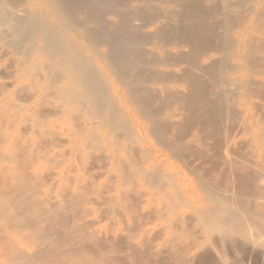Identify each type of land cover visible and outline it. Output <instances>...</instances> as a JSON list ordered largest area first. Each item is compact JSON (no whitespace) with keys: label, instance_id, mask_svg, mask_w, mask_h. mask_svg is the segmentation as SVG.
<instances>
[{"label":"bare ground","instance_id":"obj_1","mask_svg":"<svg viewBox=\"0 0 264 264\" xmlns=\"http://www.w3.org/2000/svg\"><path fill=\"white\" fill-rule=\"evenodd\" d=\"M83 114L74 126L88 156L76 148L67 174L37 171L57 161L48 159L62 143L53 123ZM139 118L188 169L216 161L237 186L203 183L207 205L196 207L179 175L141 150ZM16 127L21 138L7 148ZM31 131L48 139L33 148ZM238 148H264V0H0V264H158L168 227L150 225L166 219L205 239L238 224L264 229L263 175ZM111 165L118 175L99 185Z\"/></svg>","mask_w":264,"mask_h":264},{"label":"rangeland","instance_id":"obj_2","mask_svg":"<svg viewBox=\"0 0 264 264\" xmlns=\"http://www.w3.org/2000/svg\"><path fill=\"white\" fill-rule=\"evenodd\" d=\"M235 31H234V34H236L235 36H237L238 32H237V30H235ZM11 80L13 81V79H11ZM5 81L7 82V79ZM10 81L8 79V82L12 83ZM14 82H15V79H14ZM23 82L24 81L17 82V84L14 83V85H16L15 87H18L17 85L20 83V85L21 84L22 85L21 86L19 85V87H22V86L27 85L29 81H27V83L26 82L23 83ZM15 87H14V89H13V87L11 88V92L12 93L14 92L13 90H15ZM19 87L16 88L17 89V90H15L16 93H17ZM185 87H186V85H185ZM118 92H120V90ZM13 95H14V97L16 96L15 94H13ZM119 96L121 98V101H123L122 102V106L126 105L127 107L126 106L125 107L129 110L130 105H128V103H126L127 101H125V98L123 97V95L119 94ZM16 99H14V101ZM15 103H18V101H15ZM175 108H176V106H172V109L170 108V110H175ZM75 111H77L78 115L80 113L79 117L82 115L80 110H75ZM75 111H72V114L69 111L70 113H67V114L72 115V118L75 115L77 117L78 115L75 114L76 113ZM133 112L134 111H133V109L131 107L130 110H129V115L131 117H135L136 116L135 113L133 115ZM182 113L183 112H181V113L179 112V114H181V115H182ZM73 114H75V115L73 116ZM69 116H67V118L64 117L63 119H61L59 121H55L53 123L54 125H52V127H54V129L58 130V135H59L60 142H62L63 144L65 143L64 145L61 143V146H59V144H58V145L49 147V148H53L52 151L56 148L53 152H54V154L55 153H57V154L54 156V154L51 151V153L53 155L50 153V155H48V159L49 160L57 159V161L56 160L52 161L53 162L52 164L48 163V162H45V164L39 162V163H37V168H36L37 171H42L41 169L47 168L48 167L47 165H50L49 168L51 166L54 167V166L58 165V166H56V170H54V171H52V170L55 169V168H51V172H54V173L62 172L64 174H67V170L66 169H68L69 165L78 164V162L76 163V160H75V158L77 157V156H75L76 153H77V155H79L80 152L82 153V150H86V151H83V152H85L84 153L85 155L83 157L85 158V157L88 156L87 153H89V152L87 151V148H86V147H88V145H87L88 142H87V144H85V142H84V140L87 141V137L84 136V135H79L75 131V129H76L75 128V126H76L75 124L79 123V125H81V126L85 125L84 123H86V122H84V121H85L86 116L83 114L82 123H81V120H80L79 117H78V119L76 121V119L72 120V118L69 117ZM83 119H84V121H83ZM140 119L141 118H139V120H138V121H142L140 123V126H141V124L143 126V124L147 123L146 126L145 125L143 126V129H142L143 133L139 134V135L142 136V137L141 136L140 137L143 138L141 144L139 145L142 148V149L141 148L140 149L142 151H147L148 149H151V150L147 151V152H150L149 153L150 155L151 154L152 155L155 154L153 156L149 155L151 157V159H153V160L155 159L156 161L157 160L160 161V162H158V161L157 162L162 164V165H164L168 173H170V174L174 173L176 175H179L180 180H181L182 185H183V191L186 192V193H192V192H193L192 194L195 193L194 197H196L197 201H195L194 197H193V199H194V201L196 203L195 204L196 207L199 208V205H200V208L201 207L203 208V207H206V205H207V204L205 205L206 202L203 199L204 196H202V194L204 195V193H205L204 190L201 189L203 183H207V181L208 182L213 181V182L217 183L218 186H220V187L221 186H226V185H227V187L230 186V187H228L229 189L231 187L233 189L235 186H237L238 181L233 176V174L230 173L228 170L225 171L224 170L225 167L223 165H221V164H218V162H216V161H209V162L207 161L206 162V161H203L202 159L201 160L197 159V161L194 162V166H195L194 169L192 168L193 166H191V167L189 166L190 168L188 169V166H187L186 163H184L180 158H177L175 155H173V153L170 150H168L166 147H163V146L160 145L159 140L153 134L149 133L150 132L149 129L147 130V132L149 131L148 132L149 134L146 132V130H144V129L149 128L150 124H149L148 121H146V119H141V120ZM62 121H63L64 124L62 123ZM78 121H80V122H78ZM18 123L21 124V125L20 124H16V126L18 128L21 129L22 127H24V126H22L24 123L22 124L21 120ZM17 127L15 128L16 130L14 129L16 135H17V133L21 134V130L18 129L19 130L18 131ZM140 128H142V127H139V131L138 132H140V130H141ZM104 130H101L99 132L98 137H100L99 138L100 140L101 139L102 140L105 139V141L107 140L104 147L108 149V152H109V150L111 152V150H112L111 146L113 148L112 138L110 137L111 136V132L108 129H104ZM14 131L12 132V135L14 134ZM11 132H10V134H11ZM29 133H31V134L29 135L28 133H26V135H24V136L29 135L30 136L29 138L33 139L32 142H31V139L28 140V141H30L29 142L30 146H32L33 148L34 147L37 148L39 146V144H40L39 140L41 142L42 140L48 139L47 136L45 137V136L40 135V134L39 135L37 134L38 136L35 135V137L36 136L38 137V138H35V137H32V136H34V135H32V133H33L32 131L29 132ZM75 133L78 135V137H76ZM12 135H11V137L14 138L15 134L13 136ZM244 135L245 134L241 135L240 138H238V141L242 142V141L247 140L249 135H245V137H244ZM19 136H21V135H19ZM19 136L17 135V136H15V139H11L10 140V143L12 145H10V143H8L7 146H5V147H7V148H10V147L15 148V145L13 143L16 144L17 141H12V140H18L19 141L20 138H21V137L18 138ZM79 136L80 137L83 136L82 139H81L82 141L77 139V138H80ZM84 137H86V139ZM25 138L27 139L28 136L25 137ZM83 138H84V140H83ZM107 138H109V139H107ZM33 142L35 143V145H33L34 144ZM31 143H32V145H31ZM107 145L109 147H107ZM76 148H79V149L77 150ZM81 148H84V149H81ZM75 150H77L76 153H74ZM238 151L235 154L236 155L235 157L238 158V159H241L245 164H247L249 166V170H253L254 171V173H252V174H254V176H260L262 174L263 175L262 185H264V172H263L264 171V169H263L264 168V148H260V149L258 148L256 153H255V150L252 151V149H250V148H238ZM243 152H245L244 154L248 155V159H246L247 158L246 155H244L243 159L238 157V156H241L240 154L243 153ZM95 153H96V155H101L100 153H97V151ZM120 155L121 156H125L126 154L124 152H122ZM140 156L143 157L141 159H144L145 155L143 154V155H140ZM155 156H158V158L160 157V159L155 158ZM59 157H64V159L60 158L58 160ZM68 158L70 159V161H69ZM255 158H257V160ZM74 160H75V162H74ZM147 160H148V158H147ZM247 160H250V161H247ZM59 161H61V162H59ZM144 161H146V160L144 159ZM54 162H56V164ZM98 162H100V161H98ZM249 162H251V163H249ZM94 163L97 165V167L102 166L100 163L97 164L96 161H94ZM149 163H151V162L149 161ZM61 165L64 167V169H62L60 167ZM67 165H68V167H67ZM98 165H100V166H98ZM115 166L117 168V165H115ZM115 166L111 165V167L109 168L110 170L106 169L107 170L106 174L108 172L107 175L104 174L105 173V169H104V172H101L102 169L100 171H97L98 169L96 170L98 173L101 172L104 175H106L104 177V179L102 178L99 181V185L100 184H104L105 185V180H106V183H107V181H109L108 177L111 178V176H114V174H115V177L118 175L117 174L118 171L116 170ZM57 167L61 168V170L59 169L60 172L57 170L58 169ZM260 168L263 169V170H261ZM55 171H57V172H55ZM115 171H117V173ZM109 173L111 175H109ZM182 177H184V178H182ZM138 184L139 185H137V186H140V190H141V192L143 194L147 193V191H146L147 188H148V191H149V187L146 184V182L143 183V181L139 180ZM51 185L52 184L49 183L45 187L44 190L46 192H51L52 190H55V187H53V186L51 187ZM104 185H102V186H104ZM245 186H246L245 189H247V191H252V187L250 186V183L248 181H246ZM141 187H144V188H141ZM62 188H63L62 185H59V186L57 185V188H56L57 191L56 192L53 191L54 192L53 194L56 195L57 193H59L61 191ZM142 189H143V191H142ZM231 191H233V190H231ZM231 191H230V193H232ZM198 203H200V204H198ZM148 209H150V208L148 207ZM256 212H259V213L260 212H264V206L260 205V204L257 205L256 206ZM184 213L185 214L187 213L186 216H188V214H190L189 209H185ZM167 220L169 222H167ZM170 220L171 219H166L164 221H159V222H156V223L150 225L151 229H155V228L159 229V228H162V227H165V228L168 227V230H167V233H166L167 235H165L161 239H159L160 241L157 240L158 243L157 242L155 243L156 244V246H155L156 251L158 253L161 251V254L163 253L162 254L163 257L161 259V262L158 263V264H264V229H261L259 226H255V224H253V226H252V223H249V225L251 224L250 227L252 228L253 231L250 230L251 228H249L247 226L248 223L245 225L246 227L239 226V224H238L237 226L234 225V228L232 227L230 232L225 233L226 236L223 235V233L222 234L221 233H214V234L210 235L207 239H205V238H203L204 236L199 233L200 231L195 226L190 225L191 223H182V224H177L175 226V223H173V221L172 220L170 221ZM183 224H185V225H183ZM168 225H170V226H168ZM186 225H188V226H186ZM171 226H173V227L171 229H169ZM185 226H186L187 229L185 228ZM247 227H248V229H247ZM243 228H245L247 230L244 231ZM184 229H186V230H184ZM242 229H243V233H241ZM174 230H175V232H174ZM239 232L241 233V235H240ZM170 238L171 239L173 238V239L171 240ZM201 239H202V241H201ZM194 241H196V242H194Z\"/></svg>","mask_w":264,"mask_h":264}]
</instances>
